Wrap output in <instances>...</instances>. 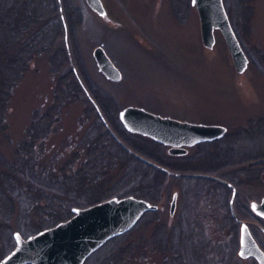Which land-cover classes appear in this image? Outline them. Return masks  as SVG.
<instances>
[{
	"label": "rangeland",
	"instance_id": "obj_1",
	"mask_svg": "<svg viewBox=\"0 0 264 264\" xmlns=\"http://www.w3.org/2000/svg\"><path fill=\"white\" fill-rule=\"evenodd\" d=\"M103 1L106 13L101 16L86 0H54L53 11H57L62 27L59 25L43 52L35 56L34 67L26 71L15 89L8 125L0 129V153L20 167L19 145L29 133L32 114L35 111V122L40 125V116H44L45 106L55 101L54 89L67 77L69 65L80 91L50 135L46 159L71 162L88 140L102 135L108 162L106 174L90 177L84 185L90 192L104 194L89 198L86 191L73 198L75 206H88L90 199H100L98 202L127 195L158 204L115 241L110 242L113 237L107 240L84 264H256L238 254L241 225L233 220L230 210L231 188L209 178L171 174L156 166L163 170L158 174L142 157L173 172L234 179L238 183L235 212L239 218L251 217L246 208H251V200L264 196V166H242L240 160L247 159L244 154L248 151L264 152V0H223L248 57L243 72L236 69L219 28L215 29L213 47L203 43L199 13L192 0ZM99 44L120 68L121 79H111L99 68L93 53ZM129 105L179 120L223 124L227 131L211 142L187 147V157L195 158L191 164L199 171L178 170L175 166L183 162L169 153L168 145H157L152 137L125 127L120 112ZM119 132L166 166L132 148ZM234 154L244 156L233 158ZM0 168L8 169L9 164L0 159ZM213 168L216 172L207 170ZM174 192L178 202L171 214ZM11 197L16 207L12 206L10 215L0 212V222L12 225L13 242L0 231V255L14 248L15 230L29 235L21 228L25 220L22 208L29 202L21 194L12 193ZM260 223L264 224V218ZM254 229L262 239L259 228ZM210 236L215 242H209V250L215 258L208 249L197 257Z\"/></svg>",
	"mask_w": 264,
	"mask_h": 264
},
{
	"label": "trees",
	"instance_id": "obj_2",
	"mask_svg": "<svg viewBox=\"0 0 264 264\" xmlns=\"http://www.w3.org/2000/svg\"><path fill=\"white\" fill-rule=\"evenodd\" d=\"M55 4L57 6L56 1ZM53 6L54 0H0V129H6L8 125V110L16 87L22 81L26 71L34 67L35 56L43 52L45 44L55 36L59 25L62 27L59 15L57 11H53ZM52 18L55 22H51ZM52 64L56 65L54 62ZM66 75L67 77L60 79L54 89L53 100L55 101L45 106L44 116H40V125L37 121L35 122V111L33 112L27 128L29 133L19 145L22 153L20 167L9 158L4 159L0 153V159L9 164L8 169L0 168V212L10 215L12 206L16 207L14 198L11 197L12 193L21 194L24 200H28L29 206L22 208L25 223L23 222L21 228L25 234L37 232L70 217L73 214L72 207L76 205L73 198L79 194L87 191L89 198L104 194V192L99 194L90 192L89 188L84 186L88 178L107 173L105 169L108 167V162L105 158L104 139L100 137L102 135H98L96 140H88L85 146L75 152L77 155L71 162L57 163L46 159L49 137L56 130L63 110L74 94L80 91L79 80L69 65L66 67ZM99 104L104 111L105 108L101 102ZM104 114L109 120V115L105 112ZM119 134L132 148L166 166V163L152 152L138 146L122 133L119 132ZM154 142L157 145L160 144L158 141ZM187 155L186 153L176 156L183 164L178 163L175 168L199 171L200 169H196L191 164L195 158H189ZM239 155L234 154L232 157L237 158ZM244 155L247 159L240 160L242 166H264V152L254 154L248 151ZM200 160L203 161V159ZM146 165L153 167L158 174L163 173V170L156 166ZM137 167L140 168L139 165H136ZM207 170L216 172L214 168ZM226 179L235 186L238 185L234 179L229 177ZM209 180L212 179L209 178ZM97 200L90 199L87 205ZM11 226L10 223L0 222V231H4L0 234L3 236L4 233L9 243L13 242ZM116 239L117 236L110 242ZM9 249L2 252L0 258Z\"/></svg>",
	"mask_w": 264,
	"mask_h": 264
},
{
	"label": "water",
	"instance_id": "obj_3",
	"mask_svg": "<svg viewBox=\"0 0 264 264\" xmlns=\"http://www.w3.org/2000/svg\"><path fill=\"white\" fill-rule=\"evenodd\" d=\"M86 1L99 15H105L103 0ZM192 2L199 13L203 43L209 48L213 47L216 40L215 29L219 28L232 54L236 69L243 72L248 66V57L232 26L224 1L192 0ZM93 53L99 68L107 77L121 79L120 68L102 44L97 45ZM120 117L130 131L149 135L159 142L170 144L168 151L171 154H185L188 145L220 138L227 131V126L223 124L179 120L133 105L122 109ZM142 158L171 174L216 178L228 184L233 188L230 206L233 215L236 216L234 198L237 189L230 181L215 174L173 172L147 158ZM177 202L178 193L174 192L170 203L171 214H174ZM250 206L255 213L264 217V196L260 200H251ZM157 208L158 204L135 195L112 196L88 206H73V214L54 225L27 236L15 230L13 233L15 246L0 259V264H84L87 257L107 240L130 230L144 212ZM238 254L241 257L253 255L264 264V251L245 220H241Z\"/></svg>",
	"mask_w": 264,
	"mask_h": 264
},
{
	"label": "flooded vegetation",
	"instance_id": "obj_4",
	"mask_svg": "<svg viewBox=\"0 0 264 264\" xmlns=\"http://www.w3.org/2000/svg\"><path fill=\"white\" fill-rule=\"evenodd\" d=\"M162 143H164V142H162ZM164 144H166V145H168L169 147L171 146L170 144H167V143H164ZM169 149V148H168ZM210 178V177H209ZM210 179H212L213 181H215V182H222L221 180H219V179H216V178H210ZM225 179V178H224ZM223 183V182H222ZM225 184V183H224ZM229 188H231L232 189V191H233V188L231 187V186H229L228 184H226ZM237 194H238V189H237V192H236V194H235V198H234V206H235V200H236V196H237ZM231 199V198H230ZM229 205H230V201H229ZM235 208V207H234ZM247 209V211L250 213V215H251V217H247V218H239L238 216H237V214H236V216H234L233 215V213H232V216H233V220L235 221V222H238V223H240V225H241V220H245L246 222H247V224H248V226H249V228H250V231H251V233L253 234V236H254V238L256 239V241H257V243H258V245L262 248V250L264 251V224H261L260 222H262V219L264 218V217H262V216H260V215H258L257 213H255L249 206L246 208ZM230 210H231V206H230ZM231 212H232V210H231ZM241 227V226H240ZM259 228V230H260V233L262 234V239L261 238H259L258 237V235H256V231H255V229L254 228ZM210 238H211V240H208L207 241V245L204 247V248H201L200 247V250L198 251V255H197V257L198 256H200V255H202V254H204V252L206 251V249H208L209 250V248H210V241H212V242H215V240L210 236ZM225 241V240H224ZM224 241H220L221 242V244H223L224 243ZM239 246H240V241H239ZM226 248V247H225ZM239 250V249H238ZM209 253L211 254V252H210V250H209ZM212 256H213V258H215V256H214V253H212L211 254ZM241 257V256H240ZM243 259H253L255 262H256V264H261L260 262H259V260L255 257V256H253V255H251V256H247V257H242ZM198 259V258H197Z\"/></svg>",
	"mask_w": 264,
	"mask_h": 264
},
{
	"label": "snow or ice",
	"instance_id": "obj_5",
	"mask_svg": "<svg viewBox=\"0 0 264 264\" xmlns=\"http://www.w3.org/2000/svg\"><path fill=\"white\" fill-rule=\"evenodd\" d=\"M253 207H255V206H253Z\"/></svg>",
	"mask_w": 264,
	"mask_h": 264
}]
</instances>
